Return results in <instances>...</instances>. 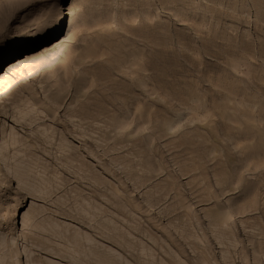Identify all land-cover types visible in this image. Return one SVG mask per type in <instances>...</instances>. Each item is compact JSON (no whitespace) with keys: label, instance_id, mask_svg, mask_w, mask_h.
Segmentation results:
<instances>
[{"label":"rangeland","instance_id":"374dc122","mask_svg":"<svg viewBox=\"0 0 264 264\" xmlns=\"http://www.w3.org/2000/svg\"><path fill=\"white\" fill-rule=\"evenodd\" d=\"M18 60L0 264H264V0H0Z\"/></svg>","mask_w":264,"mask_h":264},{"label":"bare ground","instance_id":"6f19581e","mask_svg":"<svg viewBox=\"0 0 264 264\" xmlns=\"http://www.w3.org/2000/svg\"><path fill=\"white\" fill-rule=\"evenodd\" d=\"M31 56H29L28 54H25V59H29ZM24 59V58H23ZM21 61H17L16 63L14 62H11V63H8L6 64L4 67H6V70L4 71V73L0 76V79L4 76H7L8 74H10L16 67V65H20ZM23 64V63H22ZM22 66V65H21ZM4 70V69H3ZM16 70V69H15ZM46 141V139L44 140ZM52 142V141H51ZM63 143V142H62ZM48 144V143H47ZM51 144V143H50ZM46 145V144H45ZM62 146V145H61ZM43 149V148H42Z\"/></svg>","mask_w":264,"mask_h":264}]
</instances>
